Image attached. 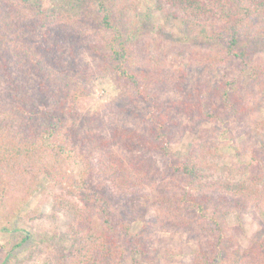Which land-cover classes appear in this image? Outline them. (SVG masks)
<instances>
[{"label": "trees", "instance_id": "1", "mask_svg": "<svg viewBox=\"0 0 264 264\" xmlns=\"http://www.w3.org/2000/svg\"><path fill=\"white\" fill-rule=\"evenodd\" d=\"M155 1L181 24L185 52L198 46L207 68L238 60L250 85L189 91L186 75L144 39L141 0H0V213L14 205V189L48 181L67 218L63 236L23 226L17 247L28 258L58 240V254L43 264H158L143 259L157 230L198 245L184 264H217L221 219L264 213V143L250 163L221 172V148L202 139L167 172L171 148L198 125L231 118L246 127L247 99L264 86V0ZM108 73L127 106L89 116L90 85ZM136 201L145 213L138 233ZM256 246L264 264V238Z\"/></svg>", "mask_w": 264, "mask_h": 264}, {"label": "rangeland", "instance_id": "2", "mask_svg": "<svg viewBox=\"0 0 264 264\" xmlns=\"http://www.w3.org/2000/svg\"><path fill=\"white\" fill-rule=\"evenodd\" d=\"M140 22L146 35L144 39L149 43L150 49L154 52L159 47L158 52L154 54L158 53L165 57L170 68L182 71L186 75L189 91L203 85L217 88L226 81L246 87L250 85L251 76L242 70L241 63L236 59H231L216 68H207L201 66L200 56L203 51L198 46H193L191 51L187 50L188 55H185L184 53L187 52L183 49L190 46L185 31L180 23L166 20L157 11L155 0H141ZM194 57L199 61L197 64L194 62ZM71 74L77 76L74 72ZM119 91L114 73H108L104 78H94L90 85L89 96L84 103L85 109L89 110V116L93 112L103 111L104 106L115 110L126 107V96L121 98ZM247 102L251 110L246 119V127L238 126L231 118H227L224 123L198 125L193 132L187 134L181 144L171 148L173 156L167 160V172L171 170L172 165L189 154L187 150L189 146L207 138L221 148L218 159L221 172L250 163L252 150L264 143V86L248 98ZM47 182L14 189L11 192V201L14 205L0 213V222L3 223L1 224L10 229L0 231V256L5 257L11 253V256H15V262L12 264H19L18 262L43 264L46 259L58 254L55 249H58V240L51 244L49 253L41 257L37 253L35 258H28L23 247H17L23 226L34 227L41 234H58V236H63L67 230V218L62 212L56 211L53 205L52 195L56 188ZM133 211L138 217L134 228L138 233L143 225L145 213L140 209L138 201ZM14 212H17V216L10 222L9 213ZM242 218L239 221L237 215L230 214L221 219L225 240L217 264H257L256 260L259 256L255 248L264 238V213L256 209ZM149 236L151 253L143 258L148 263L184 264L192 256L191 254L198 250V245L185 234L150 230ZM247 254H251L252 257L245 258ZM260 258L261 261L264 260V252Z\"/></svg>", "mask_w": 264, "mask_h": 264}]
</instances>
